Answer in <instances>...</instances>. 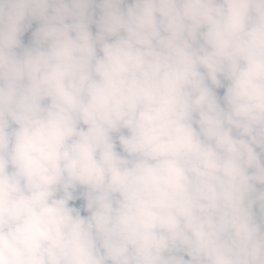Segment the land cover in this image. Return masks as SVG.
<instances>
[{
	"label": "clouds",
	"instance_id": "9594fccd",
	"mask_svg": "<svg viewBox=\"0 0 264 264\" xmlns=\"http://www.w3.org/2000/svg\"><path fill=\"white\" fill-rule=\"evenodd\" d=\"M0 264H264V0H0Z\"/></svg>",
	"mask_w": 264,
	"mask_h": 264
}]
</instances>
